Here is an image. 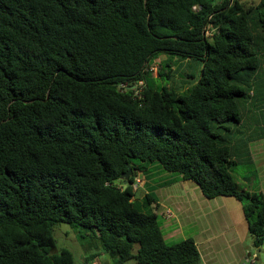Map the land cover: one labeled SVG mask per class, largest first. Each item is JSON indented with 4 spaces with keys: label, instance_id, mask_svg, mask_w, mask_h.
I'll list each match as a JSON object with an SVG mask.
<instances>
[{
    "label": "trees",
    "instance_id": "obj_1",
    "mask_svg": "<svg viewBox=\"0 0 264 264\" xmlns=\"http://www.w3.org/2000/svg\"><path fill=\"white\" fill-rule=\"evenodd\" d=\"M162 53L159 81H171L177 57L199 66L194 84L150 81ZM257 71L264 0H0V264H76L68 250L51 253L57 223L114 264H202L193 239L168 245L158 216L141 211L152 190L141 201L120 190L128 166L176 174L158 187L190 181L206 199L235 198L262 246L264 194L232 175L261 107Z\"/></svg>",
    "mask_w": 264,
    "mask_h": 264
},
{
    "label": "crops",
    "instance_id": "obj_2",
    "mask_svg": "<svg viewBox=\"0 0 264 264\" xmlns=\"http://www.w3.org/2000/svg\"><path fill=\"white\" fill-rule=\"evenodd\" d=\"M257 76L252 99L254 103H260L261 107L255 105L249 117L252 123L242 130L246 132L248 142L246 160H243V163L253 168V171L241 177L243 184L241 182L239 185L247 191L264 194V136L255 138L259 130L254 124L257 121L258 125L264 128V74L257 71ZM257 188L259 190H256ZM166 189L168 190L164 191ZM144 192L147 193L148 189ZM152 194L155 203L151 208L158 218L163 220L160 228L165 231L164 240L165 237L181 232L183 226L193 227L197 231L193 240L202 264H233L232 261L223 259L221 252H217L216 248L222 247V243L226 248H230L245 241L248 224L238 200L232 197L206 199L198 186L182 180L159 187ZM167 212H170L169 217ZM90 264L96 262L92 261Z\"/></svg>",
    "mask_w": 264,
    "mask_h": 264
},
{
    "label": "rangeland",
    "instance_id": "obj_3",
    "mask_svg": "<svg viewBox=\"0 0 264 264\" xmlns=\"http://www.w3.org/2000/svg\"><path fill=\"white\" fill-rule=\"evenodd\" d=\"M247 2L256 4L258 0H245ZM168 55L162 53L156 58L152 60L148 69L155 68L156 70H148L149 72V80L153 81L154 84H158L161 86H171L182 92L187 87L194 84L195 80L199 76V66L195 63H192L187 60H181L180 58L174 57L171 63H173L171 67V71L173 72V76L171 81H159L157 78V71L159 67L168 62ZM167 70H169L167 68ZM187 75L193 77L187 78ZM156 82V83H155ZM246 158L245 155H240L238 159ZM237 159V160H238ZM253 168H250L246 164L243 163V160L240 161L237 166H235L232 170V175L238 183H241V177L246 175L247 173H252ZM141 177V185L134 192V199L137 201H141L144 197V190H152L155 192L159 187L157 184H161L164 181L175 179L176 174H172L156 168L155 174L149 179L144 174H139ZM119 186V183H115ZM145 184V188L143 185ZM243 184V182L241 183ZM244 187V186H243ZM168 189L164 190L167 191ZM256 190H259L258 188ZM139 207L143 212H152L151 207L143 208L142 202H140ZM159 225L163 222L162 218H158ZM83 232L77 228H73L66 223H57L53 227V238H54V248L51 250L52 254H58L61 250H68L73 254L74 261L76 264H90L92 261L96 262V264H114V260L108 255L103 253L100 250V247L93 244L89 238L82 239L81 236ZM163 237L165 235V231H162ZM197 231L195 228H191L188 226H183L181 228V232L178 234H174L169 237H165V242L168 245L175 244L181 240L191 238L194 239ZM167 236V235H166ZM253 237L249 234L246 235L245 241L242 243H238V245H233L230 248H226L224 243H222V247L216 248L217 252H221V257L226 261H232L233 264H264V244L259 248H255L253 245ZM237 243V242H236ZM92 255H95L94 259ZM88 262V263H87ZM125 264H137L133 260L127 261Z\"/></svg>",
    "mask_w": 264,
    "mask_h": 264
},
{
    "label": "built area",
    "instance_id": "obj_4",
    "mask_svg": "<svg viewBox=\"0 0 264 264\" xmlns=\"http://www.w3.org/2000/svg\"><path fill=\"white\" fill-rule=\"evenodd\" d=\"M206 34L210 35L211 33L207 32ZM148 70L152 71V70H156V69L152 67L151 69L149 68ZM143 87H144V83L142 81H140L139 83H137V85L132 87V90H133V93H134L135 97H138V98L140 97V94H141V92L143 90ZM122 88H125V87L122 86ZM141 183H142L141 177L137 174V176L134 177V180L130 184V186H131L132 190L135 192L136 190H138V188L140 187ZM166 214H167L168 217L170 216V212H167Z\"/></svg>",
    "mask_w": 264,
    "mask_h": 264
},
{
    "label": "water",
    "instance_id": "obj_5",
    "mask_svg": "<svg viewBox=\"0 0 264 264\" xmlns=\"http://www.w3.org/2000/svg\"><path fill=\"white\" fill-rule=\"evenodd\" d=\"M136 176H137V172L133 170L131 166H128L127 171L120 176V180L122 181V186L120 190L124 191L126 187L130 185L129 179L131 177H136Z\"/></svg>",
    "mask_w": 264,
    "mask_h": 264
}]
</instances>
